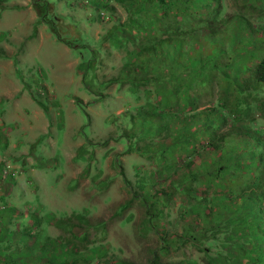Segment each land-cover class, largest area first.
<instances>
[{
  "label": "rangeland",
  "instance_id": "rangeland-1",
  "mask_svg": "<svg viewBox=\"0 0 264 264\" xmlns=\"http://www.w3.org/2000/svg\"><path fill=\"white\" fill-rule=\"evenodd\" d=\"M38 1L44 5L37 13L31 0H0V264H259L245 247L250 223L243 211L232 210V199L217 202L233 173L221 159L226 147H204L209 136L200 117L172 119L167 137L162 122L152 121L148 130L149 120H139L141 106L162 102L173 112L174 97L162 95L179 85L166 80L174 63L161 54L173 45L137 56V32L125 24L131 5L159 19L156 0ZM175 2L179 24L183 5L184 14L195 16L193 25L218 23L215 35L203 22L186 38L196 40L194 48L201 40L223 42L228 58L240 53L237 67L247 56L261 58L264 13L249 16L243 6L263 9L264 0ZM150 16L139 14L135 22L147 26ZM125 60L134 65L128 72ZM217 96L213 86L198 111L215 107ZM246 101L250 114L239 125L264 138L262 99ZM181 123L202 133L195 151L173 139ZM252 143L241 137L232 147L263 154L264 143ZM157 209L160 218L149 222ZM83 219L88 225L78 224Z\"/></svg>",
  "mask_w": 264,
  "mask_h": 264
},
{
  "label": "trees",
  "instance_id": "trees-1",
  "mask_svg": "<svg viewBox=\"0 0 264 264\" xmlns=\"http://www.w3.org/2000/svg\"><path fill=\"white\" fill-rule=\"evenodd\" d=\"M31 1L38 13V8L42 7L44 4L38 0ZM121 1L122 0H119V2ZM155 2V7L161 11L159 19H155L154 11L148 10L147 7L135 10L136 8L131 5L132 9L128 13L125 24L130 27L129 30H135L137 32V35L133 36V40L137 45L135 46L137 49L135 55L137 56L142 54L149 56V54L161 52L164 46L170 47L173 45L172 48H168L169 51L162 52L161 54L164 53V57L170 59L174 63V67L171 66L169 70L173 69L175 74L171 75L170 78H166V80H172L174 83L178 82L179 85L174 86L173 84V91H166L165 94L162 95L164 101L170 96L174 97V104L170 105L171 109L175 107V109H172L173 112L166 110L168 107H165V104L162 102L158 103L156 106H141L139 108L145 109V111L143 113L137 112V114L141 115L139 120L141 123L145 121V119L149 120L148 122L150 124L147 125L148 130L151 128L152 121L158 124L162 122L161 129L164 131L163 137H167L169 129L166 126L172 119L179 121L181 118L187 120L189 118L200 117L201 123L204 125L203 132L209 136L204 147L213 150H220L226 147V149L222 151V153L225 151V154H223L221 159L226 170H233V173L227 177V181L225 178L223 184L220 186L222 191L218 194L219 197L217 198V202L225 203L232 199L233 201L230 202L232 210L234 211L237 209L243 211L240 217H242L245 223H250L248 226V228H250L247 229L248 232L245 233L247 235V238H245L247 243H245V247L249 252H256V256L251 258V261L264 264V150L262 151L263 154H256L251 150L245 153L243 148L232 147L241 137H245L250 143L253 142L251 144L253 145L252 147L255 145L261 146L264 143H260L259 141H264V138L261 137L259 132L251 130L250 128L242 129L239 125V121L250 114V107H252V105L246 101L247 99H259L260 97L262 99L261 107L264 115V95H261L262 97L259 95L264 93V53H262L260 59L254 56H247L246 60H243L244 63L240 67H237L236 61L241 60H239L240 53L234 58H228L226 55L230 54V49H228L223 42L220 47H217L218 43L216 45L211 44V42H206V40H201L199 42L200 46L194 48L193 44L196 43V40L188 43L186 38L194 36L193 34L196 30L201 28L204 21H199L200 23L193 25L192 22L195 16L192 17L191 13H186L187 15L184 14V12L187 11L185 10L187 5H183L181 9L185 18L184 21L179 24V22L175 20V14L173 13L180 7L176 4L175 0H156ZM170 3L173 5L171 6ZM243 8L248 10L247 15L249 16L252 12L261 11L264 13V8L260 9L254 5L243 6ZM139 14L143 16L151 14L150 23L147 24V26H144L143 23L135 22L137 21L135 18ZM167 14L171 15V20L167 17ZM244 22L248 29L249 24L246 21ZM205 23L208 22H204V24ZM125 24L120 25L123 26ZM207 29L210 35H215L216 30H218V23L216 22L213 25L209 24ZM121 36L116 39H121ZM112 45L115 46V42H113ZM214 50H217V53H214ZM126 60L123 63V68L128 72L129 67H134V65ZM176 75L178 76L175 77ZM139 82H141V80H139ZM141 83L145 84L149 83V81H143ZM213 86L216 87L218 93V104L211 109L203 108V111H198L199 101L210 96V91ZM237 91L239 92V97L235 100L233 95ZM179 93L182 97L178 102L175 101V97L177 98ZM157 94L160 95V91H158ZM145 95H148L146 91ZM225 111L230 113L231 119L225 116ZM190 112L191 115L187 118L186 114ZM213 112L218 113V119ZM214 116L216 118H214ZM227 122H230V125L229 129H227V133L224 134L221 132V127ZM184 126L185 123L179 125L174 133L177 135V138L174 137L173 139L183 148L193 151L195 148L192 145H194V141H196L197 138H201L202 133L199 135L195 132H188V128H185V131ZM158 131L157 129L155 130V132L159 134L160 132ZM229 158L230 161H228ZM218 171L220 172L221 170ZM139 187V189L142 188L140 182ZM229 195H233L234 198H229ZM193 197L196 198L195 196ZM141 198L145 208L148 209L149 207L142 194ZM151 198L154 199V197ZM204 201H206V204L212 205L213 200H208L206 198L200 199V203ZM152 204L154 205L153 201ZM211 208L212 207H209V210ZM153 213L151 212L150 215H148L149 222L155 217L160 218V210H154ZM82 222L88 225L84 219L80 220L78 224L81 225ZM72 226L73 223L69 228H72ZM260 233L261 235H259ZM259 239L260 241H258ZM249 247H253L254 250L249 249ZM83 261V259H74L67 264H83ZM153 262L152 264H156V260ZM9 264L12 263L9 261Z\"/></svg>",
  "mask_w": 264,
  "mask_h": 264
},
{
  "label": "crops",
  "instance_id": "crops-1",
  "mask_svg": "<svg viewBox=\"0 0 264 264\" xmlns=\"http://www.w3.org/2000/svg\"><path fill=\"white\" fill-rule=\"evenodd\" d=\"M0 199H1V196H0ZM2 214H0V218H1Z\"/></svg>",
  "mask_w": 264,
  "mask_h": 264
}]
</instances>
